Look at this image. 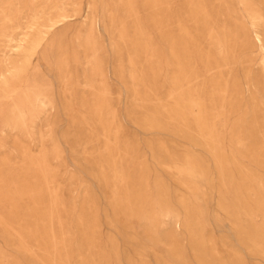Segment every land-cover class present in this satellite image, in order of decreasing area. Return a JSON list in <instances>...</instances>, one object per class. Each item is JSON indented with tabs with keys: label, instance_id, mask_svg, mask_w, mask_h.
<instances>
[{
	"label": "rangeland",
	"instance_id": "rangeland-1",
	"mask_svg": "<svg viewBox=\"0 0 264 264\" xmlns=\"http://www.w3.org/2000/svg\"><path fill=\"white\" fill-rule=\"evenodd\" d=\"M159 1L0 0V264H264L250 20L220 0L246 50L203 76L175 53L186 0L170 26ZM196 76L202 122L167 98Z\"/></svg>",
	"mask_w": 264,
	"mask_h": 264
},
{
	"label": "bare ground",
	"instance_id": "bare-ground-1",
	"mask_svg": "<svg viewBox=\"0 0 264 264\" xmlns=\"http://www.w3.org/2000/svg\"><path fill=\"white\" fill-rule=\"evenodd\" d=\"M173 1H159V5L165 8L164 20L167 26L172 25V20L175 18L170 9L174 5ZM232 4L236 14L242 15L244 12L246 18L250 20L249 32L254 35L250 36L251 44L261 53L264 61V0H232ZM177 10L183 19L184 27L174 37V48L178 58L189 71L200 66L203 76L220 72L245 52L248 32L244 34L243 27L236 24L238 19H235V14L230 16L227 11L224 12L220 0H186V4L181 5ZM214 41L220 49L222 61L212 59L205 54V46ZM200 58H203L202 62ZM197 79L198 76L193 80H175L167 98L179 106L187 118L202 122L205 111L201 99L189 93L187 89L190 83L196 82ZM228 90L229 85L226 83L221 89L222 98H226ZM223 117L222 113L216 114L215 122H221Z\"/></svg>",
	"mask_w": 264,
	"mask_h": 264
}]
</instances>
